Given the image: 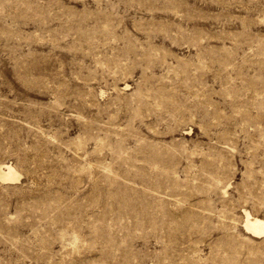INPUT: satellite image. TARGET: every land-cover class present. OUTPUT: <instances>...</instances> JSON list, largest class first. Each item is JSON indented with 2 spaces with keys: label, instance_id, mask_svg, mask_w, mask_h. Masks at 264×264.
I'll use <instances>...</instances> for the list:
<instances>
[{
  "label": "rangeland",
  "instance_id": "374dc122",
  "mask_svg": "<svg viewBox=\"0 0 264 264\" xmlns=\"http://www.w3.org/2000/svg\"><path fill=\"white\" fill-rule=\"evenodd\" d=\"M8 167L0 264H264V0H0Z\"/></svg>",
  "mask_w": 264,
  "mask_h": 264
},
{
  "label": "bare ground",
  "instance_id": "6f19581e",
  "mask_svg": "<svg viewBox=\"0 0 264 264\" xmlns=\"http://www.w3.org/2000/svg\"><path fill=\"white\" fill-rule=\"evenodd\" d=\"M18 177L12 167H8L7 170L0 169V178L6 181H14ZM245 219V218H244ZM244 224V223H243ZM245 229L248 233L255 237L264 236V219L252 217L249 213L245 219Z\"/></svg>",
  "mask_w": 264,
  "mask_h": 264
}]
</instances>
